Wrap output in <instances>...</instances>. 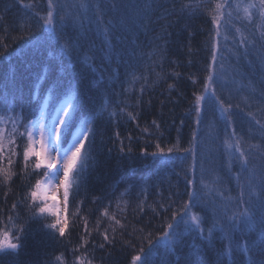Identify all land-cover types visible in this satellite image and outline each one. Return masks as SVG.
Segmentation results:
<instances>
[{
	"label": "trees",
	"instance_id": "1",
	"mask_svg": "<svg viewBox=\"0 0 264 264\" xmlns=\"http://www.w3.org/2000/svg\"><path fill=\"white\" fill-rule=\"evenodd\" d=\"M56 2L61 6L60 13L70 17L79 13L85 17L74 7L80 0ZM112 2L91 0V4L103 6L105 21L109 16L123 17L112 31L114 52L111 58L102 55L106 47L103 26L97 27L94 12L89 9L83 21L89 29L87 35L83 31L78 34L72 27L65 29L69 37H83L78 54H74L73 61L68 64L62 61V53L54 40L48 42L41 37L42 46L32 47L20 39L21 36L26 39L38 37L40 17L48 11V0H0V52H5L0 57V89L6 84L11 87L9 81H14L26 100L34 91L41 97L39 101L33 100V105H41L42 97L46 95H49L48 104L53 105L58 101L54 102L48 89L61 78L65 83H71V78L76 76L85 105L93 102L99 105L107 100L108 111L115 113L111 119L105 113V118L97 122V160L86 175V191L70 203L66 237L58 238L63 243L54 240L50 230L44 227L51 218L47 221L38 219L29 223L23 243L16 250L0 252V264H46V261L74 264L76 256H86L91 264H131V257L141 244L148 247L146 237L150 233L154 240L160 236L165 225L172 221L173 211L180 210L182 203L188 200L187 179H195L198 191L204 196L190 212L207 217L205 230L212 219L211 212H205V208H216L221 216L226 206L236 208L235 199L229 201V197H239L241 188L235 177L240 171L238 164L229 171L228 165L234 158L229 156L224 141L228 139L234 143L231 134L236 132L237 136L243 137L245 150L249 144L261 143L259 126L248 112L264 120V113L259 111L264 107V96L261 95L264 92V60L261 59L264 57L261 47L264 40L260 39L264 20L255 9L251 21L239 14L229 16L228 8L223 10L215 70L219 77L218 94L226 107L229 103L233 106L234 123L228 127L215 104L205 103L202 105V123L196 125L194 94L203 92L206 68L211 62L210 33L215 32L207 9L222 0H206V9L184 15L178 12L182 0H123L124 4L137 6L138 10L128 8L109 13ZM242 36L255 38V47H238ZM3 45H7L6 50ZM84 55L95 57V71L82 63ZM41 75L47 82L38 80ZM101 75L105 79L98 84ZM109 76L114 77V82L109 81ZM129 112L134 118L128 116ZM193 129L197 132L196 141H193ZM157 143L161 147L192 146L195 161L191 154L183 152L172 154L167 164L159 157L146 155L155 151ZM193 164L195 175L189 170ZM21 167L17 164L15 171L19 173ZM251 167L257 174L264 170V160L259 154L254 153L251 157ZM35 179L31 178L33 183ZM9 187L11 192L5 203L4 193L8 189L0 185V209H3L4 220H7L13 201L18 199L17 193L22 197L26 190L19 175L13 177ZM243 190L247 199L246 184ZM105 207L110 216L120 219L123 228L101 215ZM20 211L23 214V205ZM82 218L88 220L91 235L85 234ZM182 225L181 221L177 231H183ZM113 227L117 228L115 242L107 243L101 233L107 230L111 238ZM82 236L88 243L81 246ZM253 236L259 241L258 234ZM236 240L246 243L239 234ZM163 243V240L159 241L153 250L152 264H161L164 258L184 264L193 251L192 245L200 246L205 264H216L213 248L197 233H185L181 244L164 247ZM101 244H104L103 248ZM223 246L224 242L217 238L214 247L220 249ZM57 256L63 257L62 262L56 260ZM259 256V247L248 257L238 251L232 252L224 258L223 264H252L251 258L258 259Z\"/></svg>",
	"mask_w": 264,
	"mask_h": 264
},
{
	"label": "snow or ice",
	"instance_id": "2",
	"mask_svg": "<svg viewBox=\"0 0 264 264\" xmlns=\"http://www.w3.org/2000/svg\"><path fill=\"white\" fill-rule=\"evenodd\" d=\"M60 7L56 0H48V11L46 15L40 17L41 24L37 30L38 37L26 39L21 36L20 39L32 47L42 46L41 37L48 42L54 40L62 53V61L71 64L74 54L79 52L80 40L83 37H69L66 35L65 29L72 27L78 34L83 31L84 35H87L89 29L85 28L83 21L91 9L96 17L95 24L97 27L103 26L106 47L102 51V55L111 58L114 52L111 41L112 31L118 22L123 21V17L109 16L105 21L106 12L103 6L91 4V0H80L77 5H74L85 14V17L80 16L79 13L70 17L60 13L58 11ZM206 7V0H186V2L182 0L178 12L180 15L195 14L197 11H203ZM231 7L230 0H222V2H216L212 8L207 9L212 17L215 32L210 33L212 41L211 62L206 68L207 75L203 83V92L194 94L196 125L202 123V105L205 103L215 104L228 127L234 123L231 112L233 106L229 103L226 107L224 100L218 94L219 77L215 70L219 55L217 49L221 17L224 14L223 10ZM128 8H132L134 11L138 10L137 6L124 4L123 0H113L108 12L118 13L120 9L127 10ZM235 8L238 11L242 10L243 19L251 21L253 17L251 10L255 9L259 17L264 20V0H249L247 4L235 3ZM228 15H231L230 11ZM88 23L91 24L92 21L89 20ZM236 31L239 32L240 29L237 28ZM260 39L264 40V32H261ZM245 40H247V45ZM248 45L255 47V38L248 39L242 36L238 47L247 48ZM3 47L5 50L7 49V45H3ZM261 47L264 48V44H261ZM4 55L5 52H0V57ZM244 55H247V51ZM94 59V56L84 55L82 63L95 71ZM261 59L264 60V57ZM71 79V83H65L61 78L54 82L53 88L48 89L54 102L58 101V104L54 103L53 105L48 104V97H42L44 99L43 105L39 103L33 105L32 101H39L41 97H38L34 91L26 100L20 89L15 86L14 81H9L11 87L6 84L3 89H0V185L8 189L4 193L5 203L11 192L9 186L13 177L19 175L23 187L26 189L22 197L17 193L18 199L13 201L11 209L8 210L7 220L3 219V209H0V252L16 250L23 243V237L27 233L29 223L38 219L47 221L51 218V222L45 223L44 227L50 230V235L54 240L63 243L58 238L66 237L69 226L70 203L75 201L82 191H86V175L96 163L98 155L95 146L97 122L105 118V113H108L109 119L115 113L108 111L110 105L107 100L99 105L95 102L85 105L83 94L79 89V78L73 76ZM104 79V75H101L97 83L99 84ZM108 79L110 82H114L113 76H109ZM38 80L47 82L44 75L39 76ZM169 87L171 88L172 85ZM261 95L264 96V92ZM61 96L65 98L61 99ZM45 109H48L47 116ZM120 111L123 112L124 109H120ZM259 111L264 113V107ZM37 112L39 113L38 116H36ZM32 116H36V118L26 119V117ZM128 116L134 118L131 112L128 113ZM248 116L255 122V125L259 126L261 143L249 144L248 149L245 150L242 146L243 137L237 136L236 132L231 134L234 143L228 139L224 141V147L229 150V156L234 158L228 165L229 171L232 166L237 164L240 171V175L235 177L241 188L239 197H229V201L235 199L236 208L232 209L226 206L222 216L217 213L216 208H205V212L210 211L212 217L210 225L205 230L204 223L207 217L199 214L190 215V210L200 204L204 200V196L198 191L195 179H187L188 200L182 203L180 210L173 211L172 221L165 225V230L160 236L154 240L150 233L146 237L148 247H144L142 243L136 254L132 255L131 264H152V253L159 241L163 240L169 245L181 244L184 241L185 233H197L201 240L212 247L216 256V264H223L224 258L231 255L232 252L238 251L248 257L249 253L256 247L260 248V256L258 259L251 258L252 264H264V170L257 174L251 167V157L254 153L259 154L260 158L264 160V120L258 119L251 111L248 112ZM196 140H198L197 132L196 129H193V141ZM65 145L67 146L65 147ZM177 152L191 154L193 161H195V148L192 146L181 148L178 144L171 147H161V144L157 143L155 151L145 154L159 157L163 163L167 164L170 156ZM17 164L22 165L19 173L15 171ZM201 166H203V157L201 158ZM189 170L195 175L194 164ZM32 177H36L34 183L31 180ZM245 184L248 189L247 199H245L243 190ZM58 195L60 199H57ZM21 205H23V214L20 211ZM101 215L109 221H114L116 226L124 227L120 219L108 214L107 207ZM82 219L85 234L91 235L88 220ZM181 221L184 223V229L177 231ZM97 228H99V221ZM116 231L117 228L113 227L111 238L107 230L101 233L104 241L114 243ZM254 233L259 235V241L254 238ZM237 234L246 240L245 244L236 240ZM217 238L224 242V246L220 249L214 247ZM87 243L88 240L82 236L81 246ZM100 247L103 248L104 244H101ZM192 248L193 251L189 253L184 264H205L200 246L192 245ZM85 251L87 250L85 249ZM169 251L172 249L170 248ZM56 260L62 262L63 257L57 256ZM86 260V256H76L74 264H85ZM46 264H51V262L46 261ZM87 264H91V261L87 260ZM161 264H175V261L170 262L164 258Z\"/></svg>",
	"mask_w": 264,
	"mask_h": 264
},
{
	"label": "rangeland",
	"instance_id": "3",
	"mask_svg": "<svg viewBox=\"0 0 264 264\" xmlns=\"http://www.w3.org/2000/svg\"><path fill=\"white\" fill-rule=\"evenodd\" d=\"M249 2V0H232L231 1V3H232V7L231 8H228V11H230L231 12V14H235V15H237V14H239L240 16H243V12H242V10H240V11H238L236 8H235V3H241V4H247ZM251 11H253V10H251ZM258 13V12H257ZM46 97H48V101H49V95H46ZM43 104H44V102H43ZM57 199H59L58 197H57ZM190 215H195L194 213H192V212H190ZM189 222L191 223V221L189 220ZM167 243H163V246L164 247H167V246H170L169 244L167 245Z\"/></svg>",
	"mask_w": 264,
	"mask_h": 264
},
{
	"label": "bare ground",
	"instance_id": "4",
	"mask_svg": "<svg viewBox=\"0 0 264 264\" xmlns=\"http://www.w3.org/2000/svg\"><path fill=\"white\" fill-rule=\"evenodd\" d=\"M58 198L60 199V196L58 195ZM183 226V228H184V225H182Z\"/></svg>",
	"mask_w": 264,
	"mask_h": 264
}]
</instances>
